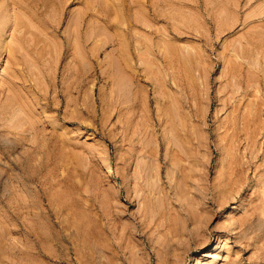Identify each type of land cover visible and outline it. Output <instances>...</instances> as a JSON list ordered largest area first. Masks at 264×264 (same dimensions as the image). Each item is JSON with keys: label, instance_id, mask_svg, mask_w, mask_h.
Wrapping results in <instances>:
<instances>
[{"label": "rangeland", "instance_id": "1", "mask_svg": "<svg viewBox=\"0 0 264 264\" xmlns=\"http://www.w3.org/2000/svg\"><path fill=\"white\" fill-rule=\"evenodd\" d=\"M200 256L264 264V0H0V264Z\"/></svg>", "mask_w": 264, "mask_h": 264}, {"label": "bare ground", "instance_id": "2", "mask_svg": "<svg viewBox=\"0 0 264 264\" xmlns=\"http://www.w3.org/2000/svg\"><path fill=\"white\" fill-rule=\"evenodd\" d=\"M197 1V0H196ZM186 3H188V2H186ZM199 5H201L202 3H201V1L198 3ZM218 248V245H216L213 249L215 250V249H217ZM202 255H208V253L207 252H202ZM203 262V260H202V256H200L199 258H198V260H197V264H201Z\"/></svg>", "mask_w": 264, "mask_h": 264}]
</instances>
